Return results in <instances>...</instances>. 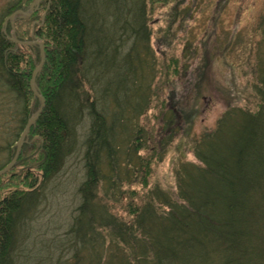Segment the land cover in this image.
<instances>
[{"label": "trees", "instance_id": "1", "mask_svg": "<svg viewBox=\"0 0 264 264\" xmlns=\"http://www.w3.org/2000/svg\"><path fill=\"white\" fill-rule=\"evenodd\" d=\"M33 1L9 0L0 13V169L40 106L29 82L40 49L10 39L9 17ZM26 20H15L13 36L44 47L35 81L45 104L10 171L16 187L0 191V264H264V12L253 50L255 109L230 106L200 133L197 163L178 162L170 193L148 188L155 159L141 155L153 140L139 119L159 73L149 0H42ZM85 119L80 203L63 235L44 241L35 213ZM163 119L169 135L157 145L165 148L180 128L172 108ZM133 184L146 193L124 190ZM129 192L124 219L110 203Z\"/></svg>", "mask_w": 264, "mask_h": 264}, {"label": "rangeland", "instance_id": "2", "mask_svg": "<svg viewBox=\"0 0 264 264\" xmlns=\"http://www.w3.org/2000/svg\"><path fill=\"white\" fill-rule=\"evenodd\" d=\"M8 1L0 0V13ZM35 9L26 21L33 20ZM262 12L264 0H149L151 45L159 73L151 107L139 119L153 140L149 149L141 152L142 156L153 155L155 159L148 188L158 185L169 193L174 192V169L178 162L197 163L192 154L194 139L203 131L213 129L230 106L255 109L253 50L259 40ZM42 78L40 75L39 80ZM37 86L35 81L36 89ZM168 108L175 112L180 131L162 148L157 142L169 135L162 130L163 114ZM82 123L76 127V151L47 186L46 201L35 213L34 233L44 241L63 235L80 203L78 187L84 179L88 119ZM6 158V154H1L0 163ZM10 171L0 177V191L8 192L16 187V177L11 178ZM123 188L126 192L136 191L137 197L147 190L140 184ZM129 196L130 192L123 202L110 203L113 212L124 219L129 218L125 210ZM47 244L49 250L50 244Z\"/></svg>", "mask_w": 264, "mask_h": 264}, {"label": "water", "instance_id": "3", "mask_svg": "<svg viewBox=\"0 0 264 264\" xmlns=\"http://www.w3.org/2000/svg\"><path fill=\"white\" fill-rule=\"evenodd\" d=\"M40 0H34L27 11H22V10H17L14 13L11 14V16L9 17L11 25H12V32H11V36L12 38H10L14 43L17 44H21L24 46H28V45H32V44H38L39 48H40V62L39 64L34 68L33 72H32V76H31V80H30V89L32 91V93L38 98L39 102H40V106L37 110V112L32 115L30 117V119L27 121L22 133L20 134L19 139L17 140V142L15 143V152L14 155L12 157V159L9 161V163H7L2 169H0V177L2 175H4L5 173H7L17 162L22 146L23 144L26 142L27 136L29 134L30 129L32 128V126L34 125V123L36 122V120L38 119L39 115L41 114L43 108H44V98L38 93L37 89L35 88V79L37 74L39 73V71L41 70L43 64H44V49H43V45L38 42V41H27V42H21V41H17L13 34H14V29H13V23L14 20L16 19V17L19 18H27L30 16V14L32 13L33 9L35 6H37L39 4Z\"/></svg>", "mask_w": 264, "mask_h": 264}, {"label": "bare ground", "instance_id": "4", "mask_svg": "<svg viewBox=\"0 0 264 264\" xmlns=\"http://www.w3.org/2000/svg\"><path fill=\"white\" fill-rule=\"evenodd\" d=\"M33 94V93H32ZM34 97H36L34 94H33Z\"/></svg>", "mask_w": 264, "mask_h": 264}]
</instances>
